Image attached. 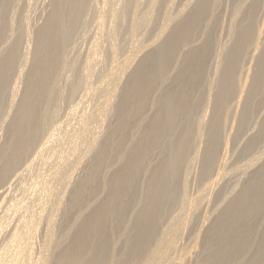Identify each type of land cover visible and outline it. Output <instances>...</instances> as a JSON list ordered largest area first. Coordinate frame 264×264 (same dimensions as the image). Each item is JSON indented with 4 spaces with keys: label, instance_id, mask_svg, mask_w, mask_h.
<instances>
[{
    "label": "bare ground",
    "instance_id": "6f19581e",
    "mask_svg": "<svg viewBox=\"0 0 264 264\" xmlns=\"http://www.w3.org/2000/svg\"><path fill=\"white\" fill-rule=\"evenodd\" d=\"M88 1H51L45 22L36 30L33 55L24 59L27 70L17 75L16 79L25 81V88L19 94L16 85L9 87L8 83L15 73V63L23 56L19 43L29 33L26 29L23 34L14 29L12 20L6 19L10 0H0V43L6 41L0 45V111L5 101L8 108L7 141L0 144V201L10 191L4 188L3 182L22 175L18 167L52 118L50 105L63 96L56 92L58 70L64 62L62 49L84 15ZM160 1H149L152 12L160 7ZM224 1L190 0L159 26L157 35L154 33L149 43L135 44L140 47L138 60L132 62L133 59L127 58L122 70L110 74L113 78L125 75L127 80L112 89V96L106 93L108 98L103 106L106 118L112 122L109 130L93 136L83 148V158L70 161L68 154L69 162L60 156L67 154L63 150L54 161L57 168L51 173L65 187L66 191L59 196L63 198L67 192L69 202L63 214L71 220L66 231L55 239L50 238L49 247L46 245L55 251L53 264H131L130 260L139 258H143L142 264H159L167 254L166 245H172L169 230L176 236L185 227L169 220L168 230L164 231L162 221L171 207L182 204L192 170L189 165L193 161L199 163L194 174L201 178L202 185L197 194L186 196L189 222L202 209L205 212L200 225L194 226L197 230L194 237L202 252L196 264H264V16H260V28L254 29V21L259 19L255 8L260 0H244L232 10L227 25L228 40L219 43L223 45L218 46L221 57L209 76L206 70L219 24L217 8ZM138 2L124 0L123 8L133 4L135 9ZM123 8L121 13L125 12ZM152 12L146 15L149 21ZM133 28L134 24L132 31ZM246 57L250 64L241 70L240 64ZM80 75L71 82L70 93L77 89L86 73ZM210 102L213 105L210 114L192 117L194 109ZM225 102L227 113L222 116L220 110ZM80 129H76L77 133ZM75 140L67 147L77 154L75 150L80 145ZM84 157L92 162L86 165L80 178L72 181L70 163L80 166ZM67 167L71 171L63 172ZM9 219L7 222H12ZM24 219L13 227L15 230H5V235L10 241H16L14 246L19 252L25 251L23 254L28 255L32 251L31 231L37 226ZM4 244H8V247L2 245L8 252L9 242ZM13 252L0 255V263L17 264L19 252L16 250V257ZM107 252L112 254L111 258ZM26 259L27 262L18 263L28 264ZM47 261L44 257L40 264Z\"/></svg>",
    "mask_w": 264,
    "mask_h": 264
},
{
    "label": "rangeland",
    "instance_id": "374dc122",
    "mask_svg": "<svg viewBox=\"0 0 264 264\" xmlns=\"http://www.w3.org/2000/svg\"><path fill=\"white\" fill-rule=\"evenodd\" d=\"M51 1L52 0H10L9 4L7 5V13H6L7 17H6V19L8 18L10 21L12 20V22L14 24V29L16 28V30H18L20 33L23 34V33H25L26 30H27L26 33H29L28 37L26 39H24L23 42H21L22 41L21 40L19 43L20 44L18 46L19 51L21 53V56H22V52H23V56H22L23 58L20 57V59L15 63V65H14L15 69L13 71L15 73H12V75L9 78L10 80L8 79L9 80L8 86L12 87V85L15 84L19 94L25 88V81L16 79L17 75L20 72L23 73V72H25V70H27L28 65L25 64L24 59H26V58L29 59L33 55L32 47H33L35 40H36V30L41 24H43L45 22L44 20L47 18L48 12L52 7ZM117 1H118V3H117ZM123 1L124 0H89L87 2L86 6H85L84 15L80 18L79 23L75 26L74 33L72 34V37L70 38L69 42L65 45V47H64L65 49L64 48L62 49L63 50L62 51V57H64L62 59V61H64V62L62 63L63 65L60 68V71L58 70V74H57L58 77L57 78L59 79V86H58L59 89L57 88L56 92H57V94H59V95L61 94L63 96L61 98L57 99L56 102H54L53 104L50 105L49 109L52 112V118L47 122L48 124L45 126L46 128L43 129V133H41L40 136L38 137L40 140L38 139L36 141V143H35L36 145L34 144L31 147V149L29 150L30 152H28V155L24 158L25 160L23 159L25 162L22 161L21 165L18 167L19 170L21 169L22 175H20L17 178H15V177L8 178L7 180L9 181V179H10V182H11V183L10 182H8V183L11 186L9 184H7V180L5 182H3L4 183L3 186H6L4 188L7 190L9 188L10 191L7 194V196L5 197V199L1 198L4 200L0 201L2 203L0 205L1 206L0 207V215L2 217V218L0 217V221H1L0 230H1V227H3L2 230L4 229L3 231L2 230L0 231L3 233V236L1 235L2 233H0V237L2 238V239L0 238V249L3 247L2 245H4L5 247H8L7 246L8 244L5 245L4 242H6V243L9 242V245H10L9 248L11 250L7 249L9 251L5 252V250H4L5 248L3 247L2 250H0V251H3V252H0V255L2 256L3 253H4V255H5V253L10 254L11 252L14 251L13 254L16 257V255H15L16 250H17V252H19L18 249L16 248V246H14V244L15 245L17 244V243H15L16 241H14V242L10 241V238L7 237L5 235V233L7 231L15 230V229H13V227L16 228L17 225H19L20 220L24 221L25 220L24 218H26V220L28 219L30 222H32V224L34 223L35 226H37V229H36V227H35V229H32L31 235L29 238V241H31L32 251H30V254H28V255L23 254L25 251H22V252L20 251L21 254L19 252L18 256L16 257V258H18L17 264H19L18 262H20V260L22 263L27 262L24 259H26L28 256H29V258L26 259V260H28V264H40L41 263L40 261L43 262L44 257L46 259H48L47 264L48 263L53 264V262L55 260L54 258H56V257H55V251H53L51 248H48L49 247L48 245L51 242L49 240L52 237L55 239V238L61 236V234H63L66 231L67 225L71 220L70 217H66L63 214V210H64L63 208L65 206H67V204L69 202L68 197H67V192L65 193V196H63V198L61 196H59L60 192L66 191L65 187H63V183L61 184L60 182L55 180L53 178L52 173H51V172H53L52 170L54 168H57V167H54V166H56L54 164L55 159L57 158L58 154L61 153V151H63V150H64L63 152L67 151L66 152L67 154L61 153L60 156L66 157L69 154V157L71 158V160L69 157H66V159L68 158L70 161L75 160L74 158H77V157L83 158V155H84L83 148L93 138V136L96 137L98 135H102V133H106L109 130V126L112 124V122L108 121V118H106L107 112H106L105 107L103 106V105H105V100H106L105 98H108V95H107L108 93H110L109 96H112L113 93L111 91H113L115 88L120 87L127 80L126 79L127 77H125V75H122L123 77L120 75L121 77L116 76L115 78H113V77H111L110 74L115 72V71L122 70V68H124V62L126 61L127 58L133 59L132 62H135L136 60H138L139 56L141 55L140 52H138L140 49V47L138 48L139 42H142L143 44L149 43L152 40V38H154L155 34L157 35L158 30L161 27L160 25L165 23L168 19L172 18L175 15V12L177 11V9L178 8L181 9L182 7H184V4L186 5L190 0H171V1L170 0H161L160 1V7L153 12L151 9V3H149V1H151V0H142V1L138 0L139 2H138V5L135 7V9H134L135 5L133 6V4H129L127 8H126V6L124 7L125 12L123 11V13H121V9L123 8ZM225 1L223 3H221L217 8V11H218L217 16H218L219 24L215 30L216 33H215L214 38L216 37L215 38L216 40L213 41V44H212V45H214L212 47V51H214L215 53L212 52V54H210L209 60H211V61H210V64H208V68L206 70V74L209 72L208 73L209 76H211V73L213 70V65H215L217 63L216 60L219 61L220 57H221V53H220L221 48H218V46L219 47L223 46L222 44H224L228 40L229 32L227 30V27H228L227 25H228V21L230 19V15L232 13V10H234L239 5V3L242 4V2H244V0H230V1L225 0ZM165 4H166V7H165ZM256 7L257 8H255V10H256V14L258 15L259 19L258 18H257V20L255 19L254 24H253L254 29L260 28L261 17L264 16L263 15L264 14V0H260ZM166 9H167V11H166ZM145 11H147V12H145ZM150 12H152L153 16L151 17L152 19L149 21V19L146 17V15L148 16L150 14ZM164 14H165V16H163ZM11 18H13V19H11ZM160 19H161V21H160ZM162 20H163V22H162ZM133 24L135 25V28H133L134 30L132 31V25ZM217 41H219L218 45H217ZM5 42L6 41L4 39L3 42L0 43V45H3V43L5 44ZM30 42H31V44H30ZM214 43H216V46ZM219 43H222V44L220 45ZM135 44H138V45L136 46ZM215 47H216V49H215ZM110 48H112V49H110ZM217 48H218V50L219 49L220 50L218 51ZM112 50H113V53H112ZM216 51H218V52L216 53ZM114 52H115V54H114ZM134 52L135 53L138 52V53L135 54ZM215 57H217V58H215ZM114 61H115V63H114ZM214 61H216V62L214 63ZM248 61H249L248 57H246L242 61V63L240 64L241 70L247 69V66L250 64V62H248ZM111 63H113L114 65ZM209 66H211V67L209 68ZM61 69H62V72H61ZM85 73H86V76L81 77V81H80V84L77 87V89L74 92L70 93L69 90H70L71 82L75 81L74 78H76V76L78 74L84 75ZM108 75H110V76H108ZM114 79H115V82H114ZM100 83H101V85H100ZM262 88H263V94H264V84H263ZM204 96H205V93H204ZM203 105H205V106H203ZM224 106L225 107H223V109L220 110V114L222 116H224L227 113V107H228L227 102H225ZM205 108H207V109H205ZM6 109H8V108H7V102L5 101L2 108H1V111L2 110L3 111H2V113H0V144H4L7 141V139H6L7 138V132H6L7 125H6V123L8 122V118H7V120H5V118H6L5 116H6V112L8 110H6ZM212 109H213V105L211 104V102H210V104L202 103L201 106H199L198 108H196L192 111V117H197L196 115H200V114H204V113L210 114L212 112ZM80 116H82V117H80ZM103 116H104V119H102ZM81 118L82 119L84 118L83 124H80V122H79L81 120ZM2 124H3V126H2ZM82 125H83V127H82ZM80 127H81V129H80ZM82 128H83V130H82ZM76 129H77V131H79V129H80V132L77 133ZM49 131H51V132H49ZM73 132H75V134H77V135L79 133H82V135L79 134L78 136H74L75 134L72 135ZM73 137L75 139L80 137V138H78L80 141L78 139H76V140H78V141H76ZM48 139H51V140H48ZM74 140L76 143L79 142L78 145H80V147L75 150V152L77 154L72 152L73 153V155H72L71 150H69V147H67V145L68 146L72 145V142H74ZM70 142H71V144H70ZM44 143H47V144L50 143V145H48L49 147L43 148L42 145H44ZM40 145H41V148H39ZM42 148L45 150H43ZM66 148H68V150ZM35 150H36V152H35ZM37 150H39V151L41 150V152H39V151L37 152ZM77 150H79V152ZM36 153L37 154L40 153V155H38V157H37ZM74 155H75V157H73ZM30 156H33V157L35 156L38 159L33 158V157H32L33 158L32 159ZM30 159H32V161ZM28 160L31 161L32 163H28L29 162ZM42 160H44V161H42ZM33 161L35 162L34 164H33ZM83 161L84 162L81 161L80 166L74 165L73 162L70 163L71 164L70 167L72 168V172H73V168H75V166L77 167L76 169H74L73 173L70 172L71 168L69 169L68 167L65 168L63 170V172L70 170L69 172H70V175L72 176L71 178H73L72 181L74 179L80 178L84 174V171H86V168H87L86 165L87 164L89 165V163L91 164V162H92V161L90 162L89 159L87 161L86 157H84ZM42 162L43 163L46 162V163L43 164ZM188 163H190V162H188ZM28 164H29V166L27 167V169L29 171L26 169V167L25 168L23 167L24 165L27 166ZM41 164H43L44 166ZM190 166L192 167V170H191L190 174L188 173L190 176L188 175V177H187L188 184L186 187V195L183 196V198L181 197L182 198V200H181L182 204L178 205V203H177L176 206L171 207V209L167 212V215L165 216V218L162 221V223H163L162 228L164 229V231L168 230L167 227L169 225V222H171V221L174 223H177L181 226L184 224L185 227L183 226L184 229H183L182 233L179 234V232H178V234H176V236L172 235L173 232L171 230H169V233H171L170 235L173 236L172 245H171V243H168V245H166L168 247V248L166 247L167 254L164 257L165 259L161 260L159 264H196L201 259L202 252L200 251V249H201L200 244L196 241V239L194 237L195 232L197 231L194 229V226L196 225L198 227L200 225L201 220L203 219L202 215H204L205 212L202 209L200 214L198 213L197 217H195L193 219L192 223L189 222L188 216H187V208L185 205L186 204L185 201H186V196H188V198H189L192 194L193 195L197 194L196 193V192H198L197 190H199V188L202 185V180L196 174H194V172L197 171V168H199V163H197L196 161H193V162H191L189 167ZM29 168H31V169H29ZM18 169H17V173H20V171H18ZM37 173H39V174H37ZM35 178H36V180H35ZM45 178L46 179L48 178V179L45 180ZM18 196H19V198H18ZM6 205H7V207H6ZM20 205H22V206H20ZM30 205H32V206H30ZM177 206H178V208H177ZM179 207H180V211H179ZM43 209H44V211H43ZM3 211L8 212V215L7 214L5 215V213ZM14 211H16V213ZM22 211H24V212H22ZM22 213H23V215H22ZM182 215L184 216L183 218H182ZM20 217H22L24 220ZM9 218L12 220V222H9V221L7 222V219H9ZM19 218H20V220H18ZM169 218H171V219H169ZM200 218H201V220H200ZM1 219H3L4 222ZM6 222L8 225H9V223H11L10 226H8V228L6 226L7 225ZM4 223H5V225L3 226ZM51 224L53 226H51ZM47 225H49V226H47ZM5 230H7V231L5 232ZM7 239L9 241H6ZM42 242H44V243H42ZM11 243L13 244L12 248H11ZM33 244H34V246H33ZM13 247H14V249H13ZM50 252H53L52 255H50ZM200 252H201V254H200ZM106 254L111 258V255H112L111 253L107 252ZM10 255H12V254H10ZM248 255H250V254H248ZM19 256H20V258H19ZM41 256H44V257L42 258ZM24 257H26V258H24ZM22 258H24V259L22 260ZM40 258H42V259H40ZM196 258H197V261H195ZM29 260H31V261H29ZM38 260H39V262H38ZM181 260H182V263H181ZM44 261H45V259H44ZM127 261H129V260H127ZM132 261L134 263H132ZM130 262H131V264H142L143 258L132 259V260H130Z\"/></svg>",
    "mask_w": 264,
    "mask_h": 264
}]
</instances>
